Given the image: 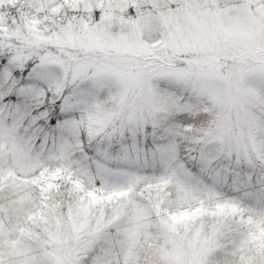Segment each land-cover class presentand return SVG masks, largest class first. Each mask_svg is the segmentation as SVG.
I'll return each instance as SVG.
<instances>
[{
	"label": "snow or ice",
	"instance_id": "1",
	"mask_svg": "<svg viewBox=\"0 0 264 264\" xmlns=\"http://www.w3.org/2000/svg\"><path fill=\"white\" fill-rule=\"evenodd\" d=\"M0 264H264V0H0Z\"/></svg>",
	"mask_w": 264,
	"mask_h": 264
}]
</instances>
